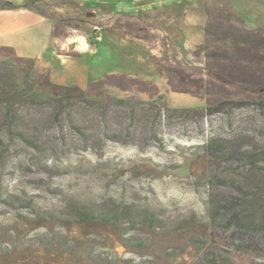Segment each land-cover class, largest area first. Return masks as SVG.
<instances>
[{
  "label": "rangeland",
  "instance_id": "374dc122",
  "mask_svg": "<svg viewBox=\"0 0 264 264\" xmlns=\"http://www.w3.org/2000/svg\"><path fill=\"white\" fill-rule=\"evenodd\" d=\"M43 4L57 18L77 19L79 28L65 26L50 39L44 23L18 54L39 57L56 83L87 89L109 73H125L156 83L167 105L178 108L264 96V0H197L135 12ZM238 27L251 35L236 40ZM76 37L85 38L87 51L75 50ZM69 38L74 42L62 47ZM110 91L139 106L152 99L135 88ZM153 120V112H137L133 121L120 109L73 112L62 129L48 119L30 127L43 150L21 143L0 153V264H200L206 252L222 264H264V255L237 251L228 234L211 229L206 200L226 189L210 185L216 163L200 148L213 137L264 142V113L245 105ZM121 205L152 213L156 222L80 221L74 212Z\"/></svg>",
  "mask_w": 264,
  "mask_h": 264
},
{
  "label": "trees",
  "instance_id": "16d2710c",
  "mask_svg": "<svg viewBox=\"0 0 264 264\" xmlns=\"http://www.w3.org/2000/svg\"><path fill=\"white\" fill-rule=\"evenodd\" d=\"M43 2L46 0L31 1L28 5L54 20L51 32L53 37L61 35L65 26L79 28L77 19L57 18L45 10ZM9 4L0 0V7ZM243 30L245 29L238 27L236 40L242 39L243 35L245 38L251 35V32L246 31L248 34H245ZM252 45L251 41L246 42L247 48L251 49ZM235 46L237 50L239 44L235 43ZM158 70L162 73L160 68ZM112 87L149 92L152 99L138 100L139 106L134 103L133 96L119 98L111 94ZM258 91L261 94L264 92V84ZM245 105H255L264 113V96L226 98L204 107L178 108L167 105L165 95L159 92L156 83L125 73H109L103 79L91 81L87 89L78 85H64L52 81L49 70L41 65L39 58L19 55L12 46L0 47V153L21 143L43 150L44 145L40 144L30 127L48 119L62 129L66 115L72 116L73 112L90 111L106 115L112 110L114 112L120 109L131 121L137 116V112H153L155 125L169 112L188 117L208 116ZM44 112L48 114L43 116ZM200 148L205 157L216 163V169L209 177L210 185L226 189L224 192H210L206 200L205 211L211 229L228 234L229 244L237 251L264 255V142L249 135L213 137L203 142ZM74 212L80 221L89 222H133V218L141 217L145 225L152 226L157 219L152 213H135L125 205L115 210L74 206ZM200 264L222 262L216 255L206 252L202 255Z\"/></svg>",
  "mask_w": 264,
  "mask_h": 264
},
{
  "label": "crops",
  "instance_id": "0c3cea01",
  "mask_svg": "<svg viewBox=\"0 0 264 264\" xmlns=\"http://www.w3.org/2000/svg\"><path fill=\"white\" fill-rule=\"evenodd\" d=\"M3 1H7L10 4L4 7H0V47L12 46L15 48V50L18 53L19 49L23 44L22 41L25 38L35 39L38 36L36 30L39 29L41 25L44 23L49 25L47 33L49 35L48 37L52 39L51 32L54 25L53 20L50 17L35 11L28 5V2L42 1V0H3ZM48 1H52V0H48ZM65 1L86 5L93 8L108 6L116 10L135 12V11L149 10L152 9L153 7H158L162 5H170V4L185 5L191 1H197V0H65ZM54 48L55 50L57 48L55 44H54ZM56 53L59 56H61L57 52V50ZM44 65L46 64L44 63Z\"/></svg>",
  "mask_w": 264,
  "mask_h": 264
},
{
  "label": "clouds",
  "instance_id": "9594fccd",
  "mask_svg": "<svg viewBox=\"0 0 264 264\" xmlns=\"http://www.w3.org/2000/svg\"><path fill=\"white\" fill-rule=\"evenodd\" d=\"M76 39L80 40L81 43H80V46L75 50L80 51L81 53L87 51L88 45L86 43H84L85 38L84 37H76ZM73 42H74L73 39L69 38L68 41L62 45V47L66 48L68 46V44H71Z\"/></svg>",
  "mask_w": 264,
  "mask_h": 264
}]
</instances>
